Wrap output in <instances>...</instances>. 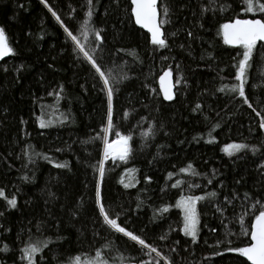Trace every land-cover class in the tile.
Listing matches in <instances>:
<instances>
[{
  "label": "trees",
  "instance_id": "obj_1",
  "mask_svg": "<svg viewBox=\"0 0 264 264\" xmlns=\"http://www.w3.org/2000/svg\"><path fill=\"white\" fill-rule=\"evenodd\" d=\"M93 2V26L104 30L101 64L113 77L121 78L113 101V130L107 138L114 141L116 132L131 135L133 149L126 163H105L101 194L106 207L113 213L123 209L127 213L126 219L121 214L123 226L158 245L174 264H238L245 259L226 251V243L217 242L231 241V247L249 242L241 233L239 218L244 215V227L250 230L252 201L245 206L241 198L245 192L254 199L264 198V177L257 170L264 162L260 154L264 152V132L258 129L261 117L240 97L217 90L238 83L233 65L242 52L223 43L221 26L237 18L259 16L245 13L243 0H161L162 19L166 4L170 12L163 24L168 47L160 48L130 18L131 0ZM49 3L90 51L93 37H82L80 31L82 21L88 19L86 0ZM201 8L207 9L203 17ZM0 27L15 53L0 66V189L6 197L17 198V208L8 211L6 200L0 198V211H5L0 217V248L9 247L8 252L0 251V264H28L21 249L29 238L48 241L36 256V264H68L76 256L84 261L94 257L109 236L96 223L94 202L99 180L96 166L103 153L99 137L106 127L105 94L98 77L82 62L83 55L78 58L66 33L39 1L0 0ZM172 32L176 35H170ZM167 70L175 81L180 80L170 103L159 87ZM60 85L64 91L57 95ZM245 93L253 107L264 111V57L259 51L254 52L248 69ZM197 103L201 110L193 112ZM38 117L51 121L50 126L40 128ZM153 125L155 135H143ZM208 140L214 142L206 143ZM241 143L250 146L247 152L231 157L225 153L229 145ZM252 146L260 152L253 155ZM64 162L68 169L54 167ZM189 163L200 175H191V170L180 172ZM168 173H173L172 178ZM145 176L151 177L150 183ZM121 180L139 182L126 189ZM176 181H181L179 187L172 188ZM211 191L218 192L213 201L198 203L199 242L192 244L181 231L183 213L175 207L176 201ZM233 192L240 198L226 206L224 196L231 199ZM137 197L144 201L139 209ZM164 206L169 211L153 222L154 209ZM218 206L225 209L223 213L217 212ZM165 233L168 239L159 240ZM110 238L124 255H138L132 242L125 245L127 238L118 234ZM121 252L110 255L116 259Z\"/></svg>",
  "mask_w": 264,
  "mask_h": 264
},
{
  "label": "snow or ice",
  "instance_id": "obj_2",
  "mask_svg": "<svg viewBox=\"0 0 264 264\" xmlns=\"http://www.w3.org/2000/svg\"><path fill=\"white\" fill-rule=\"evenodd\" d=\"M40 3L47 8L48 12L61 23L63 31L70 38L72 45L74 46V51L77 52L78 58L79 54L83 55L82 62L86 65H89V71H91L94 77H98V83H100V91L105 94L106 97V127L103 129V134L99 137L103 141V159L96 166V171L99 175V180L95 184V197L94 202L98 208L96 211V223L99 225L100 229H106L109 233L108 237H105V243L102 245L101 249L95 252L94 257H89L84 261H81L80 256H76L74 261L68 262V264H161V261H164V264H174L173 260L170 257L162 254L159 250V246L153 243H149L141 235L130 230L127 226H123L121 221V214L123 213L125 219L127 218V213L121 209L120 212L113 213L109 208L106 207V204L103 200L101 194V182L105 176V163L108 160L115 162L117 159L123 162H127L130 154L133 149L130 146V141L132 140L131 135H123L120 132H116V139L112 142H109L107 136L113 130V101L114 95L119 89L121 83L120 77H113L110 73L104 70V66L101 64L102 53L104 52L103 45L105 43V38L101 35L104 31L101 29H96L92 23V16L94 14L95 5L93 0H86L87 12L86 15L88 19L82 21L80 26L81 36L87 37L89 34L93 37L91 41V50H87L85 45L81 43V39L74 34L73 30H70L68 26L64 25V22L61 20V17L54 11L53 7L50 5L49 0H40ZM245 5L244 12L252 14L253 17L259 16V18H237L230 23H225L221 26V33L223 36V43L225 45H230L239 49H242V52L237 53L241 57L238 62L233 65L236 68L235 80L238 83L233 84L230 88H219L217 89L220 92H226L232 97H240L243 104H246L248 108L252 109L255 112L256 116L261 117L258 121V129L264 132V111H259L257 108L253 107V103L249 102V97L245 93V85L248 82V69L252 66V59L254 52L259 51L262 57H264V0H243ZM23 7V5H20ZM220 11L224 10V6H221ZM207 9L201 8L200 15L203 17ZM170 7L166 4L163 8V20H159L161 13L158 11V0H131L130 4V13L131 17L134 18L135 24L141 29H146L148 33L151 34V43L160 48L168 47L166 43L165 33L162 31V23L168 22ZM203 27V24L200 25ZM170 35L175 36L176 32H172ZM188 37H192L193 33L191 31L187 32ZM258 42H261L259 49H257ZM183 47V45H181ZM100 53L101 55H98ZM15 55L13 48L9 46L8 38L5 33V29L0 27V60H3L5 57ZM51 67V65H49ZM7 71V69H5ZM19 71V69H17ZM172 75L171 70H168L160 77V84L163 91V99L165 101H172L175 99V94L172 91V88L166 85V81ZM126 79L127 77H123ZM183 79V77H181ZM177 84L180 83V80L176 81ZM95 86V85H94ZM59 95L64 91L63 86L60 85ZM50 95L52 93H49ZM201 110V104L197 103L193 108V112ZM67 117H65V120ZM39 127L47 128L50 126L51 121H46L43 117H38ZM23 123V121H21ZM63 122V121H61ZM156 133V126L149 130L148 133L143 135L154 136ZM96 137H92L91 140H95ZM86 143L88 141H85ZM213 140H208L206 143H213ZM249 145L247 144H232L224 149L225 153L231 157L234 156L237 152H247L249 150ZM264 147V145H262ZM234 149V151H229V149ZM61 149H57L60 151ZM253 155H256L260 152V148L255 146L251 147ZM264 156V152L260 153ZM47 159V157H44ZM29 162H33L31 157H29ZM54 167L59 169H68V163H55ZM191 170V175H200L193 168V165L189 163L186 167L181 168V173H189ZM258 171L262 177H264V162H261L258 165ZM135 171V170H133ZM173 173H168V177L172 178ZM25 181L29 178L27 176L23 177ZM144 180L146 182H151V177L145 176ZM124 183L121 180L124 188L135 187L136 183ZM181 181H176V183L171 184L172 188L179 187ZM212 180H208V184H211ZM237 184H240L241 181L237 180ZM193 185H189L192 187ZM198 187V185H196ZM221 188L223 184L221 183ZM218 195L217 191H211L206 193L203 196L198 195H186L181 196V198L176 201L175 207L179 208L183 213V227L181 231L185 237H189L192 244H197L198 241V232L200 218L197 212V204L201 201L208 200L209 202L213 201ZM0 198L6 200V209L15 210L17 208V198L15 195L9 197L5 196L4 189H0ZM239 197L237 192L231 194V199L228 195L224 196L225 205H232L233 201ZM247 206V201H252L251 205V215L254 217V221L250 223V230L244 227V215L242 214L239 218L241 233L249 238V242L246 246L243 247H231V241H218L217 244L226 243V251L233 252L238 255V257H243L247 261V264H264V198L254 199V197L245 192L241 198ZM137 204V209L141 208L144 204V201L139 200ZM217 212L223 213L225 210L222 207H217ZM5 211H0V217L5 215ZM131 211V209H129ZM169 211L168 206L160 207L154 209L152 221L155 222L157 219H162L163 215ZM79 209L73 212V215H77ZM258 213V214H257ZM57 227L59 225L57 224ZM0 228H3V225H0ZM9 231V230H6ZM210 231H215V229H210ZM101 233L99 230L96 231L95 235L99 236ZM119 235L123 238H127L125 245L130 241L132 242L133 247L136 249L138 255L136 256H126L123 252L115 245L114 241L110 238L112 235ZM230 234V233H229ZM161 241H166L168 235L162 234L158 237ZM25 246L21 249L22 258L26 259L28 264H36V256L43 251L44 248L48 246V241H33L31 238L27 242H24ZM175 244H179V241H175ZM172 252L176 251L175 247L170 249ZM0 251L8 252L9 247L7 244L3 248H0ZM113 251L121 252V255L116 259H113L110 253ZM153 254H155L153 256ZM217 255H223V253L218 252ZM147 257V258H146ZM159 258V259H157ZM245 260H240L238 264H245Z\"/></svg>",
  "mask_w": 264,
  "mask_h": 264
},
{
  "label": "water",
  "instance_id": "obj_3",
  "mask_svg": "<svg viewBox=\"0 0 264 264\" xmlns=\"http://www.w3.org/2000/svg\"><path fill=\"white\" fill-rule=\"evenodd\" d=\"M160 3H161V0H158V11L160 12ZM158 19L159 20H161L162 21V18H161V15H160V17H158ZM234 21V20H233ZM135 22V21H134ZM230 22H232V21H230ZM230 22H227V23H230ZM57 23H59L58 21H57ZM60 24V23H59ZM58 24V25H59ZM61 25V24H60ZM59 25V26H60ZM138 26V25H137ZM61 28H63L62 26H60ZM139 27V26H138ZM161 27H162V31L164 32V28H163V24L161 25ZM145 33H147L148 35H149V37H150V40H151V34L150 33H148L147 32V30L146 29H142ZM261 42H258V44H260ZM227 46H229V47H231V48H234V49H238V48H236V47H233V46H230V45H227ZM9 57H5L3 60H0V66L8 59ZM168 71V70H167ZM166 72V71H165ZM164 72V73H165ZM164 73L162 74V75H164ZM161 75V76H162ZM166 85L167 86H169V87H171L172 88V91H173V93L175 94V96H176V81H175V79H174V76H173V74L171 75V77L170 78H168L167 79V81H166ZM159 87H160V90H161V93H162V96H163V91H162V86H161V84H160V79H159ZM174 100V99H173ZM172 100V101H173ZM172 101H166V102H168V103H170V102H172ZM245 259V258H244Z\"/></svg>",
  "mask_w": 264,
  "mask_h": 264
},
{
  "label": "rangeland",
  "instance_id": "obj_4",
  "mask_svg": "<svg viewBox=\"0 0 264 264\" xmlns=\"http://www.w3.org/2000/svg\"><path fill=\"white\" fill-rule=\"evenodd\" d=\"M37 1H39L40 2V0H37ZM43 5V4H42ZM44 6V5H43ZM45 8V7H44ZM46 10H47V8H45ZM48 11V10H47ZM50 13V12H49ZM51 14V13H50ZM52 16V15H51ZM53 17V16H52ZM54 18V17H53ZM162 18V17H161ZM54 20L57 22V20L54 18ZM163 20V19H162ZM59 22V21H58ZM60 23V22H59ZM58 23V24H59ZM162 24H164V23H162ZM60 25V24H59ZM61 26V25H60ZM63 29V28H62ZM67 35V34H66ZM69 38V37H68ZM70 39V38H69ZM177 84V83H176ZM176 86H178V84L176 85ZM102 157H103V153H102ZM111 160V159H110ZM117 160H119V159H117ZM109 161V160H108ZM197 212H198V204H197Z\"/></svg>",
  "mask_w": 264,
  "mask_h": 264
},
{
  "label": "bare ground",
  "instance_id": "obj_5",
  "mask_svg": "<svg viewBox=\"0 0 264 264\" xmlns=\"http://www.w3.org/2000/svg\"><path fill=\"white\" fill-rule=\"evenodd\" d=\"M102 159H103V157H102Z\"/></svg>",
  "mask_w": 264,
  "mask_h": 264
}]
</instances>
